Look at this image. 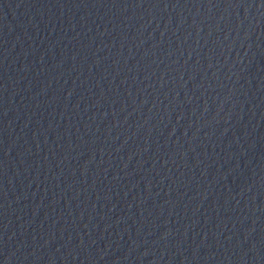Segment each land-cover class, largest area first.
<instances>
[{
	"label": "water",
	"instance_id": "water-1",
	"mask_svg": "<svg viewBox=\"0 0 264 264\" xmlns=\"http://www.w3.org/2000/svg\"><path fill=\"white\" fill-rule=\"evenodd\" d=\"M0 264H264V0H0Z\"/></svg>",
	"mask_w": 264,
	"mask_h": 264
}]
</instances>
